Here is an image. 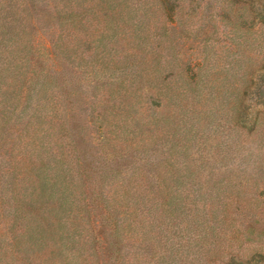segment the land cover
I'll return each instance as SVG.
<instances>
[{
    "label": "trees",
    "instance_id": "trees-1",
    "mask_svg": "<svg viewBox=\"0 0 264 264\" xmlns=\"http://www.w3.org/2000/svg\"><path fill=\"white\" fill-rule=\"evenodd\" d=\"M150 11L0 0V264L264 262V55L211 85Z\"/></svg>",
    "mask_w": 264,
    "mask_h": 264
},
{
    "label": "rangeland",
    "instance_id": "rangeland-1",
    "mask_svg": "<svg viewBox=\"0 0 264 264\" xmlns=\"http://www.w3.org/2000/svg\"><path fill=\"white\" fill-rule=\"evenodd\" d=\"M146 1L151 6L149 13L153 18L151 22H154L150 24L149 32L161 27L167 15L169 16L166 22L168 36H164L162 45L164 53L172 43L180 49L182 63L188 61L195 65L205 62L203 77L211 85L219 84L220 81H242L244 75L249 78L256 75L254 78L258 81L259 76L255 73V68L263 62L264 42L258 39L260 32L254 33L257 28L246 34L241 25L244 19L250 22L254 16L250 4L246 6L240 4L238 0H177L179 2L177 7L173 9L171 6L168 14H163L160 11H153L155 0ZM206 35L213 36L208 41L205 51L206 46L202 39ZM165 59H170V56L163 58L162 63ZM227 68L230 69L227 71ZM200 106L202 107L201 103ZM206 107L207 104L204 103V111ZM260 110L264 111V108ZM261 130H264V119ZM261 138L264 141V134L256 136L257 142L261 141ZM258 249L261 250V246H258ZM257 264L264 262L259 261Z\"/></svg>",
    "mask_w": 264,
    "mask_h": 264
}]
</instances>
